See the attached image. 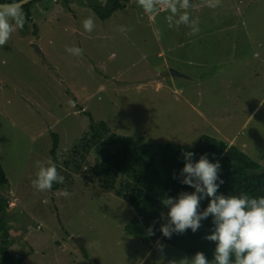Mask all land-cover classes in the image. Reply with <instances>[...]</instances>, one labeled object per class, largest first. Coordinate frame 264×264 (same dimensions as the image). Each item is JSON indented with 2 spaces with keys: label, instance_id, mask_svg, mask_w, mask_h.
I'll list each match as a JSON object with an SVG mask.
<instances>
[{
  "label": "rangeland",
  "instance_id": "rangeland-1",
  "mask_svg": "<svg viewBox=\"0 0 264 264\" xmlns=\"http://www.w3.org/2000/svg\"><path fill=\"white\" fill-rule=\"evenodd\" d=\"M87 1L75 0L70 11L63 0H34L32 19L23 8V29L0 47V159L9 180L0 193L10 201L4 214L14 225L11 253L23 258L15 263L191 260L160 237L149 235L148 243L127 234L135 206L104 187L107 178L91 169L101 161L94 151L82 161L72 148L93 117L152 145L194 147L209 135L264 168V0H220L215 8L190 0L196 33L176 26L178 16L171 27L166 20L153 24L136 4L102 20ZM90 15L91 33L82 23ZM161 44L167 51L159 56ZM67 47H80L83 55ZM52 133L59 134L58 162L50 152ZM37 161L55 163L64 183L34 189ZM169 211L154 223L165 224Z\"/></svg>",
  "mask_w": 264,
  "mask_h": 264
},
{
  "label": "trees",
  "instance_id": "trees-1",
  "mask_svg": "<svg viewBox=\"0 0 264 264\" xmlns=\"http://www.w3.org/2000/svg\"><path fill=\"white\" fill-rule=\"evenodd\" d=\"M4 2L10 3L11 0H0V3ZM77 2L81 3V0ZM32 3L33 1L23 6L27 11L26 17L30 20L29 6ZM127 3L128 0H108L105 6L101 0H95L94 3L91 0L88 5L102 20H106L115 11L125 9ZM74 4L75 0H63L64 8L67 7L70 11L73 10ZM52 136L54 142L50 152L53 160L58 162L59 134L52 133ZM91 151L101 159L100 163L91 169L107 178L104 187L135 206L136 215L125 224V232L150 243L151 237L147 230L152 227L153 231H156L153 239L157 240V237H160L191 258L197 252H203L209 261L213 260L216 242L205 238L214 229L212 216L202 220L201 227L196 232L187 229L184 233H173L171 238L163 235L161 231L163 224L154 223L167 207L163 204L165 198H178L181 192L195 191L181 183L183 177L180 173L186 163L184 156L186 152L195 154L193 162H198L200 156L204 154H207L210 162L219 161L221 169L217 183L219 184L220 179L224 183L220 185L218 195L247 193L253 197L264 196V168L261 163L240 147L233 144L227 147L225 140L209 135H202L194 147L172 143L152 145L143 135H120L113 132L105 121H95L91 117L89 131L73 146L72 153L84 161ZM80 168L81 165H78L77 171ZM118 179H121L120 186L116 184ZM8 182L0 159V186H6ZM209 202L210 198L202 199L200 211L206 209ZM9 205V198L0 193V264H16L15 262L20 263L23 259L22 257L16 259L9 247L10 230L14 227L8 224L7 216L4 214ZM83 251L87 253L85 247Z\"/></svg>",
  "mask_w": 264,
  "mask_h": 264
},
{
  "label": "clouds",
  "instance_id": "clouds-1",
  "mask_svg": "<svg viewBox=\"0 0 264 264\" xmlns=\"http://www.w3.org/2000/svg\"><path fill=\"white\" fill-rule=\"evenodd\" d=\"M27 3L28 0H11L10 3L0 4V47L6 45L18 29H23L26 23L23 6ZM101 3L106 6L108 0H101ZM136 3L147 14L169 11L167 20L170 27L178 16L175 19L176 26L183 24L189 26L193 33L199 31L198 22L191 18L188 11L193 7L190 0H136ZM219 3L220 0H207V6L211 8L219 6ZM82 23L84 30L89 33L95 29L94 16H88ZM120 31L126 29L121 27ZM66 51L75 56L83 55L80 47H67ZM194 155L193 152L184 154L186 163L180 175L183 177L181 183L195 191L181 192L178 198L163 200L170 211L161 231L168 238L173 233H184L187 229L196 232L201 227V221L212 216L214 229L205 238L216 242V248L212 261L203 252H197L191 260L184 258L178 264H264V196L253 197L247 193L218 195L219 187L224 183L222 179L217 183L221 169L219 161L210 162L207 154H204L198 162H193ZM36 167L38 171L32 180V187L37 191H49L54 183H64L65 178L55 163L45 165L37 161ZM61 194L66 198L71 195L66 189ZM205 198H210V202L206 209L200 211V202ZM154 234L150 227L148 235ZM160 249H163V245H160ZM171 264L177 262L172 261Z\"/></svg>",
  "mask_w": 264,
  "mask_h": 264
},
{
  "label": "crops",
  "instance_id": "crops-1",
  "mask_svg": "<svg viewBox=\"0 0 264 264\" xmlns=\"http://www.w3.org/2000/svg\"><path fill=\"white\" fill-rule=\"evenodd\" d=\"M87 3V2H86ZM135 4L137 5V3H136V0H128V3H127V6L129 7V9L130 8H133L134 6H135ZM74 6H75V9L77 8V6L74 4ZM126 6V7H127ZM86 8V7H85ZM87 9V8H86ZM126 9V8H125ZM125 9H123V10H125ZM118 11H121V10H118ZM138 11H141V14H144V15H149V18H150V20H152V22H154L153 24H155V22H159V21H163V20H166L167 22H168V20H167V17H168V15L170 14V12L169 11H167V10H160L158 13H155V14H147V13H145L144 11H143V9L141 8V7H139L138 6ZM114 15V14H113ZM112 15V16H113ZM112 16H110V17H112ZM143 16V15H142ZM109 17V18H110ZM77 28V27H76ZM158 43H159V41H158ZM167 42H166V40L163 38V44H166ZM163 44H161V49L159 50V56H161V55H163V53H165L166 51H167V48H163L162 47V45ZM175 74V73H174Z\"/></svg>",
  "mask_w": 264,
  "mask_h": 264
},
{
  "label": "water",
  "instance_id": "water-1",
  "mask_svg": "<svg viewBox=\"0 0 264 264\" xmlns=\"http://www.w3.org/2000/svg\"><path fill=\"white\" fill-rule=\"evenodd\" d=\"M32 1H34V0H28V3L32 2ZM0 4H2V3H0ZM25 5H26V4H25Z\"/></svg>",
  "mask_w": 264,
  "mask_h": 264
}]
</instances>
